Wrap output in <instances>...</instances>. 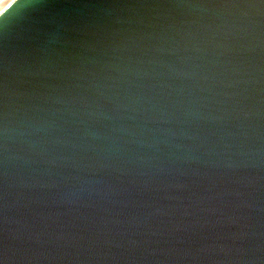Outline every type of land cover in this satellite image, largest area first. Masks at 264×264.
Listing matches in <instances>:
<instances>
[{
  "label": "water",
  "instance_id": "water-1",
  "mask_svg": "<svg viewBox=\"0 0 264 264\" xmlns=\"http://www.w3.org/2000/svg\"><path fill=\"white\" fill-rule=\"evenodd\" d=\"M0 264H264V0L2 11Z\"/></svg>",
  "mask_w": 264,
  "mask_h": 264
},
{
  "label": "bare ground",
  "instance_id": "bare-ground-1",
  "mask_svg": "<svg viewBox=\"0 0 264 264\" xmlns=\"http://www.w3.org/2000/svg\"><path fill=\"white\" fill-rule=\"evenodd\" d=\"M14 1H16V0H7V5L10 6ZM3 3H4V0H0V5H3ZM8 6H7V7H8ZM7 7H6V8H7ZM6 8L0 6V13H1L2 11H4Z\"/></svg>",
  "mask_w": 264,
  "mask_h": 264
},
{
  "label": "snow or ice",
  "instance_id": "snow-or-ice-1",
  "mask_svg": "<svg viewBox=\"0 0 264 264\" xmlns=\"http://www.w3.org/2000/svg\"><path fill=\"white\" fill-rule=\"evenodd\" d=\"M0 6H2V7H7L8 5H7V0H4V3H3V5H0Z\"/></svg>",
  "mask_w": 264,
  "mask_h": 264
}]
</instances>
